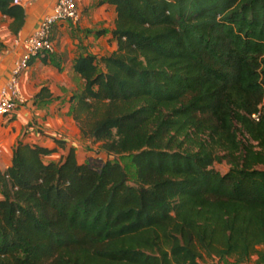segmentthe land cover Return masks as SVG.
<instances>
[{
	"label": "trees",
	"instance_id": "obj_1",
	"mask_svg": "<svg viewBox=\"0 0 264 264\" xmlns=\"http://www.w3.org/2000/svg\"><path fill=\"white\" fill-rule=\"evenodd\" d=\"M108 1L117 49L75 61L72 100L109 158L19 143L0 264H264V0ZM0 11L23 22L13 0Z\"/></svg>",
	"mask_w": 264,
	"mask_h": 264
},
{
	"label": "crops",
	"instance_id": "obj_2",
	"mask_svg": "<svg viewBox=\"0 0 264 264\" xmlns=\"http://www.w3.org/2000/svg\"><path fill=\"white\" fill-rule=\"evenodd\" d=\"M57 0H23V22L0 11V90L9 80L16 62L25 54L27 37L50 14ZM79 22L62 21L55 25V51L32 59L22 74L20 92L25 103L11 116L0 118V172L12 165L19 143L54 149L47 161L59 162L71 149L79 164L92 158L94 144L85 138L73 118V97L79 95L85 81L74 72L75 61L82 55L110 56L117 49L113 37L116 6L108 0H78ZM45 88L41 97L38 94ZM63 141L64 144H60ZM107 158L108 155H107ZM253 257L247 264H254Z\"/></svg>",
	"mask_w": 264,
	"mask_h": 264
},
{
	"label": "built area",
	"instance_id": "obj_3",
	"mask_svg": "<svg viewBox=\"0 0 264 264\" xmlns=\"http://www.w3.org/2000/svg\"><path fill=\"white\" fill-rule=\"evenodd\" d=\"M23 0H13L14 4H22ZM81 11L78 0H57L52 12L41 19L37 28L25 41L24 56L16 62L15 68L6 84L0 90V118L11 116L25 103L20 92L22 74L29 68L33 58L55 51L53 30L62 21L79 22Z\"/></svg>",
	"mask_w": 264,
	"mask_h": 264
},
{
	"label": "rangeland",
	"instance_id": "obj_4",
	"mask_svg": "<svg viewBox=\"0 0 264 264\" xmlns=\"http://www.w3.org/2000/svg\"><path fill=\"white\" fill-rule=\"evenodd\" d=\"M90 152H91V155H95V153H96V157L98 156L97 158H101L103 161L108 160L106 154H103V153L97 154V147H95V146H94V149L90 150ZM119 161L124 165L125 169L127 170L130 184L133 185L134 180H135V169L130 165L127 158H122V159L119 158ZM229 168L230 167L226 163H223V164L216 163L214 165V169L219 171L222 174L226 173L229 170ZM204 262H205V264H234L230 260H226V261L221 262V263H218V262L215 263V262L211 261L210 259H205Z\"/></svg>",
	"mask_w": 264,
	"mask_h": 264
}]
</instances>
